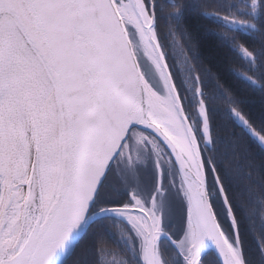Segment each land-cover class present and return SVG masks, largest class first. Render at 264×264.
<instances>
[{
    "label": "snow or ice",
    "instance_id": "1",
    "mask_svg": "<svg viewBox=\"0 0 264 264\" xmlns=\"http://www.w3.org/2000/svg\"><path fill=\"white\" fill-rule=\"evenodd\" d=\"M191 14L259 38L219 39L264 93V0H0V264H251L264 189L242 203L224 158L264 150V113L207 66Z\"/></svg>",
    "mask_w": 264,
    "mask_h": 264
},
{
    "label": "trees",
    "instance_id": "2",
    "mask_svg": "<svg viewBox=\"0 0 264 264\" xmlns=\"http://www.w3.org/2000/svg\"><path fill=\"white\" fill-rule=\"evenodd\" d=\"M163 2V0H161ZM176 2H191L200 3L202 0H176ZM175 11L174 8H167L165 15L168 12ZM204 10L202 9L201 12ZM209 14L214 10L208 9ZM167 23L162 20L161 31L166 30ZM196 23L202 29L203 44L207 47H214V59L209 63L206 61L208 67L211 68L213 74L218 76L225 87L231 88L236 97L243 101L242 106L246 111L250 112L253 117L259 118L264 113V93L260 92L258 88L254 89L243 80V74L246 72V62L233 51L229 50V46H222L220 36L227 32L229 37H235L240 43H244L246 46H258L259 38L255 41L251 39V33L246 36L243 30L229 31L226 28L220 27L209 15L206 19H197L194 14H191L189 21L181 20V24ZM176 53V50H175ZM221 112L224 111L226 105L223 100L218 99L214 105ZM225 123H227V117H223ZM225 166L237 169L238 174H234V185L236 193L242 203H246L248 199V193L246 189L251 185L256 191L264 189V150L258 147L249 149L245 140L239 141L238 155L233 157L231 150H227V155L224 158ZM261 229L259 223L255 228L245 233V253L248 256L251 264H262L261 257L259 255L258 246L264 241L261 240ZM106 239V247L109 249L115 248L111 240ZM109 254V255H108ZM83 258L92 260L93 256L87 252L83 253ZM113 257L111 252H108L102 256L103 260H108ZM214 259V258H213Z\"/></svg>",
    "mask_w": 264,
    "mask_h": 264
},
{
    "label": "rangeland",
    "instance_id": "3",
    "mask_svg": "<svg viewBox=\"0 0 264 264\" xmlns=\"http://www.w3.org/2000/svg\"><path fill=\"white\" fill-rule=\"evenodd\" d=\"M174 56H175V61H176L177 65L179 66V64H180V62H181V60H182V56H181L180 51H179L178 48L176 49V53L174 52ZM171 252H172V250L169 249V252L167 253V256H168L169 258H171ZM108 255H109V254H108ZM113 259H114V257H110L107 261H108V262H111Z\"/></svg>",
    "mask_w": 264,
    "mask_h": 264
}]
</instances>
